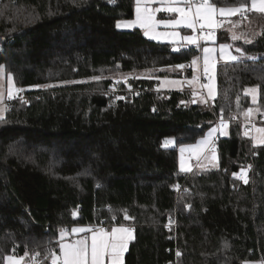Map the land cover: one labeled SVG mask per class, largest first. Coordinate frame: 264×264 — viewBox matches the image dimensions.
Instances as JSON below:
<instances>
[{"label": "trees", "instance_id": "trees-1", "mask_svg": "<svg viewBox=\"0 0 264 264\" xmlns=\"http://www.w3.org/2000/svg\"><path fill=\"white\" fill-rule=\"evenodd\" d=\"M134 7L0 0V66L26 96L0 119V264L25 252L26 264H51L46 249L51 242L58 251L61 228L100 221L133 229L124 264L264 261V145H252L241 120L249 108L264 110V14L228 20L238 40L218 31L217 42L245 58L216 67V97L202 104L189 86L154 88L161 76L190 78L188 67L169 69L188 66L200 49L173 53L140 30L117 29ZM147 70L127 82L112 78ZM254 87L255 102L244 91ZM219 116L227 127L215 140V167L181 171L178 149Z\"/></svg>", "mask_w": 264, "mask_h": 264}, {"label": "snow or ice", "instance_id": "snow-or-ice-1", "mask_svg": "<svg viewBox=\"0 0 264 264\" xmlns=\"http://www.w3.org/2000/svg\"><path fill=\"white\" fill-rule=\"evenodd\" d=\"M158 4V7H151L152 4ZM249 11H255L264 14V0H250V7L247 0H240L239 6L231 7H218L216 0H135V19L133 21L117 23V27H134L140 26L143 28L144 34L151 39H162L168 38L175 43V37L179 35L176 29L185 28L191 29L192 35H184L182 40L187 42V44L195 45L200 48L199 41L213 40V33L216 28L223 27L225 20L220 19L228 18L234 15H239L245 17L246 13ZM167 13L170 18L167 19H157V13ZM231 23V21H229ZM160 26L165 28H171L172 31L159 32L157 29ZM208 29L207 35L204 34V30ZM199 30L200 35H196ZM233 40L239 39L235 34L232 36ZM250 42V41H246ZM231 46L228 44H220L219 51L222 57H226L230 61H239L244 57V52L241 48H236V52L239 56L233 55L228 49ZM179 51V49H174ZM216 52L215 48L204 47L203 48V70L205 74L210 73L215 69L216 65L213 61V54ZM200 57H194L192 60V66L197 65V61ZM249 59H256L249 57ZM176 68L183 69L185 65L179 64L175 66ZM4 73V67L0 66V74ZM95 80H99V77H93ZM195 79V77H194ZM7 96L12 98L14 92H20L23 89L16 88L13 82V77L11 74L7 75ZM170 83H175L170 82ZM37 87H48L37 86ZM208 87V95L212 97L214 95L213 89L210 85ZM246 94H251L253 101L256 99V94L258 92V87L244 90ZM122 99V97H118ZM239 101V97L237 98ZM4 102V94L0 92V104ZM4 108H0V119H3ZM253 110L251 108L247 109L245 115L247 117ZM220 127H227V124L223 118L220 121ZM218 131L214 128L209 132V137H211L212 132ZM255 131L258 136L255 137L257 144H264V127L256 128ZM248 133L245 132V135ZM167 143H172V141H167ZM208 140H202L201 145L207 144ZM186 150L196 151L195 146L181 147L180 152L183 154ZM215 159V156H213ZM191 169H185L183 164V159L181 161V171H190ZM234 175H237L234 173ZM239 178L243 179V176ZM245 183L247 181L245 180ZM178 187V186H176ZM190 207V206H189ZM111 210V209H110ZM124 211V219H132L127 215V211ZM75 215V213H73ZM115 217H113L114 219ZM171 219L169 224H171ZM72 233H90L91 235H84L80 239L73 241L72 243L63 242L65 236L67 235V230L61 228L59 230V241L58 251L56 248L51 246L49 242V247L46 249L45 259L49 260L51 264H124V253L128 249V242L133 238V229L130 227H125L123 225L113 226L110 231L104 228H84V227H74L71 229ZM39 255V253H36ZM180 256L179 251L176 253ZM28 253L25 252V256H6L5 260L7 264H23L25 257ZM34 259V257H33Z\"/></svg>", "mask_w": 264, "mask_h": 264}, {"label": "rangeland", "instance_id": "rangeland-1", "mask_svg": "<svg viewBox=\"0 0 264 264\" xmlns=\"http://www.w3.org/2000/svg\"><path fill=\"white\" fill-rule=\"evenodd\" d=\"M158 4H152L151 7H158ZM170 18L169 14L167 13H157V19H167ZM135 19V7H134V16L132 19L130 20H120L117 23H121L123 25L124 22H128V21H133ZM117 23H116V28L122 31H133L135 29L140 30L141 33L143 34V36L153 42L156 43H161V44H169V45H173L174 47H191L193 45L187 44V42L182 40V37L184 35H191L192 30L191 29H185V28H179L176 29V31L179 32V35L177 37H175V43H173L171 41V39L168 38H162L159 40L156 39H151L148 36H146L144 34V29L141 28L140 26H134V27H117ZM238 25H233L230 29H227L230 33L231 36H233V34H235L237 37L241 38V34L240 32H238L237 27ZM219 28V27H218ZM220 29V28H219ZM173 29L171 28H165L164 26H160L157 31L159 32H166V31H172ZM221 30V29H220ZM218 31V30H217ZM232 39V37H231ZM238 40V39H236ZM220 44H228V43H219L217 42L215 39L213 40H208L207 42H205L203 45L200 46V50L198 53L197 57H201L203 56V48L204 47H209V48H215L216 52L213 54V61L215 62V64L217 65H221V64H226V63H230L232 61L228 60L226 57H222L219 51V45ZM231 47L228 49V51H230L232 53V50L234 49L232 44H228ZM194 47H196L194 45ZM233 55H237L239 56V53L235 54L232 53ZM219 55V61L217 62V56ZM262 56H264V54H262ZM203 58V57H202ZM245 57L241 58L244 59ZM199 65V64H198ZM216 65V67H217ZM215 69H213L210 73L205 74L204 70L202 69V72L198 70H195L192 72V76L190 78H174V77H164L161 76L158 79L159 82V89L160 91H164V92H169V91H177L178 89H183L185 88V86H189L193 92L194 97L201 102L202 104H206L209 103L211 101H213V99L216 97L217 94V88H216V80H215ZM170 70V69H169ZM174 71V70H171ZM152 71H138V72H133L130 74H119L113 78V81L118 82V80H122L127 82L129 79L132 78H140V77H144V76H148L149 74H151ZM195 77V79H194ZM196 79H202L203 80V84L202 87L205 91V95L202 96L199 92V90L202 88L199 84H197L195 82ZM88 80H82L80 82H87ZM175 82V83H170V82ZM75 82H79V81H75ZM207 85H210L213 89V93L214 95L212 97H210L208 95V87H206ZM7 89H8V83H7V75H5V73L0 74V92H2L4 94V101H5V97L7 98ZM24 90V89H23ZM252 99V95L249 94ZM257 100V94H256V99ZM253 101V102H255ZM4 103V102H3ZM0 108H4L3 104H0ZM253 111L247 115H245L246 111L245 110L242 115H241V120L243 122V124L248 128L247 130V135L250 137L252 145L254 146H263L264 144H257L255 141V137L258 136V133L255 131L256 128H260V127H264V110H260L258 108H251ZM6 110V109H5ZM3 112V116L5 115V111ZM250 122H255L252 126H250ZM217 128L218 131L216 132H212L211 137H209V132H211L212 129ZM226 131V127L221 128L220 126H216L214 125L213 127H211L210 129H208L204 135L202 137H200L198 140H196L193 144H191V146H195L196 147V151H188L186 150L183 154H181L180 152V148L178 149L179 152V169L181 170V161L183 159V164L185 169H202V168H211V167H215L216 165V159L213 158V156H215L214 151H208V148L211 144H213L216 140V138L218 136H223L225 134ZM202 140H208L207 144L201 145L200 142ZM170 144V143H169ZM187 146L190 145H186V146H182L187 148ZM216 158V157H215ZM190 170V171H191ZM183 172H189V171H183ZM116 226V225H115ZM124 226V225H123ZM128 227V226H125ZM111 229V228H110ZM110 229H108L110 231ZM243 264H264V261L261 260H257V261H246Z\"/></svg>", "mask_w": 264, "mask_h": 264}, {"label": "built area", "instance_id": "built-area-1", "mask_svg": "<svg viewBox=\"0 0 264 264\" xmlns=\"http://www.w3.org/2000/svg\"><path fill=\"white\" fill-rule=\"evenodd\" d=\"M248 15H249V13H246V16H245V17H242V18H247ZM208 32H209L208 29H205V30H204V34H205V35H207ZM192 34H193V33H191V35H192ZM217 34H218V31L215 30L214 33H213V37H216ZM196 35H198V36L200 35L199 30L197 31ZM207 41H208V40L201 39V40L199 41L200 46L203 45V44H204L205 42H207ZM196 48H197V47H196ZM197 49H200V48H197ZM195 82H196L197 84H199V85L202 87V84H203V80H202V79H196ZM154 88L157 89L156 86H155ZM19 89H21V88H19ZM198 93H200L202 96L205 95V91H204L203 87L199 90ZM15 100H19L20 102L25 101V100H26L25 91L22 90V91H20V92H14L13 97H12V98H9L8 101H7V103H6V109L9 108V106H10V102L15 101ZM221 118H223V117L219 116L218 118L215 119L214 123H215L216 126H220ZM224 120H225V119H224ZM225 122H226V124H227V121H226V120H225ZM254 123H255V122H250L249 124H250V126H252ZM214 149H215V142L209 146L208 151H213ZM182 176H184V175H182ZM240 176H243V174H242L241 171H239V173L237 174V179H241V178H239ZM113 226H115V225L106 224L104 221H100V222H98V223H94V224L88 225L87 227H88V228H95V229H98V228H101V227H102V228H104L105 230H108V229H110V228L113 227ZM165 227H166V228L169 227V223H168V222L165 224ZM86 235H87V234H86ZM28 264H35V257H34V259H33V257H32V258L30 259V261L28 262Z\"/></svg>", "mask_w": 264, "mask_h": 264}, {"label": "crops", "instance_id": "crops-1", "mask_svg": "<svg viewBox=\"0 0 264 264\" xmlns=\"http://www.w3.org/2000/svg\"><path fill=\"white\" fill-rule=\"evenodd\" d=\"M249 7H250V5H249ZM250 12V11H249ZM253 12H255V11H253ZM248 13V12H247ZM236 16H238V15H234V16H231V17H228V18H223V17H221L220 19H224L225 20V23H224V25H223V27H219L221 30H225V29H229V28H231L232 27V23H230L228 20H231V19H233L234 17H236ZM219 28H216L215 30H218V31H220V29ZM213 39H215L216 41H217V37H213ZM211 41V40H210ZM194 46V45H193ZM192 46V47H193ZM179 47H181V46H179ZM232 53H235V54H237V52H236V48H234L233 50H232ZM198 56V55H197ZM197 56H195V57H197ZM203 56H201L200 58V60H198L197 61V65L194 67V66H192V60H191V62L188 64V66H185L183 69H185L186 67H188L192 72L193 71H195V70H198L199 69V71L200 72H202V69H203V58H202ZM219 55L217 56V62L219 61ZM199 64V65H198ZM215 65H217V64H215ZM218 66V65H217ZM171 70H177V71H180V70H182V69H179V68H176V67H174V68H170V71ZM157 89L158 90H160L159 89V82H158V84H157ZM183 89H178L177 91H182ZM169 92H173V91H169ZM8 97L6 98L5 97V101H4V103H3V106L5 107V109H6V103H7V101H8ZM6 111V110H5ZM5 116V115H4ZM3 116V117H4ZM248 127V126H247ZM247 130H248V128H247ZM169 145H171V143L169 144ZM116 226H120V225H116ZM74 227H84V228H88L87 226H81V225H75V226H72V227H70L69 229H66L67 230V235L65 236V238H64V240H63V242H65V243H72L73 241H75V240H78V239H80L82 236H84V235H91L90 233H80V234H76V233H72L71 232V229L72 228H74ZM132 235H133V233H132ZM59 239H60V237H59V235H58V241H59ZM133 239V238H132ZM131 239V240H132ZM130 240V241H131ZM130 241L128 242V246H129V243H130ZM58 245V244H57ZM127 252V251H126ZM126 252L124 253V256H125V254H126ZM123 260H124V257H123ZM4 264H7V261L5 260V262H4ZM23 264H26L24 261H23Z\"/></svg>", "mask_w": 264, "mask_h": 264}, {"label": "water", "instance_id": "water-1", "mask_svg": "<svg viewBox=\"0 0 264 264\" xmlns=\"http://www.w3.org/2000/svg\"><path fill=\"white\" fill-rule=\"evenodd\" d=\"M177 48H178V47H173V48H172V52H173V53L178 52V51H175V50H174V49H177ZM178 49H179V48H178ZM78 217H79V214L76 213V214H75V218H78Z\"/></svg>", "mask_w": 264, "mask_h": 264}]
</instances>
